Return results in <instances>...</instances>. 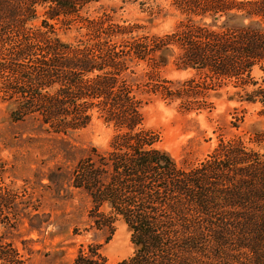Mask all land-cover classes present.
<instances>
[{
    "label": "trees",
    "instance_id": "1",
    "mask_svg": "<svg viewBox=\"0 0 264 264\" xmlns=\"http://www.w3.org/2000/svg\"><path fill=\"white\" fill-rule=\"evenodd\" d=\"M98 1L0 0V91L14 106L9 120H27L40 140L69 147L67 139L93 114L112 127L107 149H83L71 185L89 198L90 226L108 231L104 243L118 220L129 232L133 254L114 264H264V130L252 137L256 148L239 139L219 141L208 159L180 167L143 128V102L126 73L140 61L153 72L172 60L177 70H192L197 79L150 84L153 94L192 111L201 106L193 91L234 79L250 86L244 101L258 102L264 114V85L251 81L256 66L264 70V0H173L183 18L172 32L133 36L118 47L96 35L93 43L71 49L27 27L39 8L48 19L84 20L79 12ZM136 28L102 30L117 36ZM34 49L41 54L32 56ZM36 100L40 109L26 104ZM80 100V106L65 107ZM60 152L67 162L69 150ZM2 183L0 174V226L9 230L18 224L24 200ZM4 235L0 264H23ZM101 246H80L73 264H106Z\"/></svg>",
    "mask_w": 264,
    "mask_h": 264
},
{
    "label": "rangeland",
    "instance_id": "2",
    "mask_svg": "<svg viewBox=\"0 0 264 264\" xmlns=\"http://www.w3.org/2000/svg\"><path fill=\"white\" fill-rule=\"evenodd\" d=\"M172 3L173 0H99L79 12L84 20L102 22L96 27L75 17L48 19L39 8L36 19L27 27L43 37H55L71 49L81 43H93L96 35L118 47L133 36H162L172 32L183 18ZM134 24L139 28L129 34L108 36L102 30L109 25ZM35 54L41 52L34 49L32 56ZM150 72L151 68L141 61L126 70L133 91L143 102V128L156 135L154 146L166 151L178 166L189 168L208 159L219 141L239 139L245 146L256 148L252 137L264 130V114L260 113L258 102L244 101L250 86L241 87L234 79L227 78L207 82L201 91H193L200 108L182 111L179 100L169 102L153 94L151 85L197 79L194 72L177 70L172 60L148 76ZM251 77V81L264 85V70L258 66ZM148 86L150 90L145 92ZM8 97L0 91V174L2 184L20 192L24 204L19 206L18 224L9 230L0 226V233L17 249L23 264H73L79 247L88 244L102 245L106 264L131 256L134 248L123 222L114 223L110 240L104 243L108 231L90 226L89 198L71 185V172L83 149L91 146L107 149L114 134L112 127L93 114L86 127L74 131L67 139L71 148L66 143L42 141L41 136L31 132L27 120L15 123L9 120L14 106ZM82 101L65 107L80 106ZM26 104L35 110L42 107L38 100ZM64 150H69L67 162L61 156L60 151ZM57 166L62 169L57 171ZM35 213L38 217L31 218Z\"/></svg>",
    "mask_w": 264,
    "mask_h": 264
}]
</instances>
